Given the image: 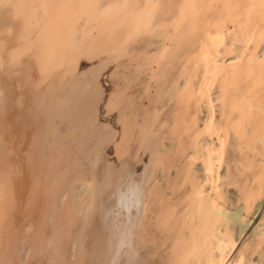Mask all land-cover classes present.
<instances>
[{
    "label": "bare ground",
    "instance_id": "bare-ground-1",
    "mask_svg": "<svg viewBox=\"0 0 264 264\" xmlns=\"http://www.w3.org/2000/svg\"><path fill=\"white\" fill-rule=\"evenodd\" d=\"M33 2L0 0V264H264V0Z\"/></svg>",
    "mask_w": 264,
    "mask_h": 264
},
{
    "label": "rangeland",
    "instance_id": "rangeland-1",
    "mask_svg": "<svg viewBox=\"0 0 264 264\" xmlns=\"http://www.w3.org/2000/svg\"><path fill=\"white\" fill-rule=\"evenodd\" d=\"M50 1L52 0H34L33 2L35 4V11L36 12L38 11L41 13V20L39 21L38 25L43 27L44 31L49 30L51 28H55V27L60 28L62 26L65 27L68 25L76 24L77 22L82 20V18L85 17L87 14L85 9L82 7L62 8V7L57 6L54 9L53 4ZM91 1H94V0H91ZM83 62L86 66L90 65L89 63H87L85 59L80 58L79 65ZM32 74L36 78L39 76L37 69H34L32 71ZM109 82H108L107 88H109ZM33 211H34L33 209L32 211H30V213L28 211L27 218H28V215L33 214L32 213ZM243 235L244 234H242L240 239L237 241V244L239 243V245L236 250H238L242 246V242H244L245 239L247 238V235L246 236H243ZM32 264H36V263H32Z\"/></svg>",
    "mask_w": 264,
    "mask_h": 264
}]
</instances>
